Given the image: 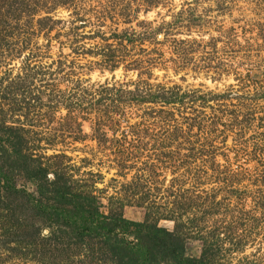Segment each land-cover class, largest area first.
Returning <instances> with one entry per match:
<instances>
[{
	"label": "rangeland",
	"instance_id": "1",
	"mask_svg": "<svg viewBox=\"0 0 264 264\" xmlns=\"http://www.w3.org/2000/svg\"><path fill=\"white\" fill-rule=\"evenodd\" d=\"M0 124L102 214L264 264V0H0ZM24 200L0 202V264H115L34 234Z\"/></svg>",
	"mask_w": 264,
	"mask_h": 264
},
{
	"label": "trees",
	"instance_id": "2",
	"mask_svg": "<svg viewBox=\"0 0 264 264\" xmlns=\"http://www.w3.org/2000/svg\"><path fill=\"white\" fill-rule=\"evenodd\" d=\"M15 132L0 124V202L16 213L18 199L25 198L26 210L42 225L33 228L34 234L52 228L54 239L72 240L76 247L97 241L115 264H205L202 257H185L179 238L155 224L129 221L116 212L104 215L93 198L69 192L56 174L48 180L46 171L20 152L21 140ZM12 168L34 184L37 198L14 187Z\"/></svg>",
	"mask_w": 264,
	"mask_h": 264
}]
</instances>
